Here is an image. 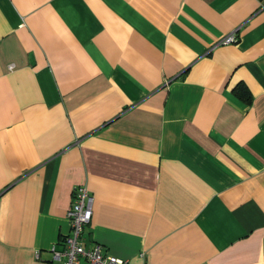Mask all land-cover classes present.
Returning a JSON list of instances; mask_svg holds the SVG:
<instances>
[{"label":"crops","instance_id":"obj_1","mask_svg":"<svg viewBox=\"0 0 264 264\" xmlns=\"http://www.w3.org/2000/svg\"><path fill=\"white\" fill-rule=\"evenodd\" d=\"M76 185L127 264H264V0H0V264Z\"/></svg>","mask_w":264,"mask_h":264},{"label":"built area","instance_id":"obj_2","mask_svg":"<svg viewBox=\"0 0 264 264\" xmlns=\"http://www.w3.org/2000/svg\"><path fill=\"white\" fill-rule=\"evenodd\" d=\"M221 40L234 41L236 36L229 33ZM91 213L92 195L85 185L74 186L71 208L67 211L70 232L63 237L62 247H51L53 258L61 260L62 264H127L124 258L104 251L99 243L84 244L82 232Z\"/></svg>","mask_w":264,"mask_h":264}]
</instances>
